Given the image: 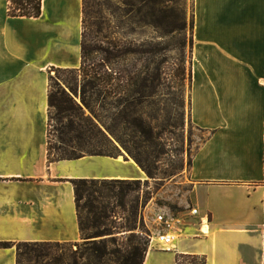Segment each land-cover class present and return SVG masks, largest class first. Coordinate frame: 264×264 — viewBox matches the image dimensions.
<instances>
[{"label":"crops","instance_id":"0c3cea01","mask_svg":"<svg viewBox=\"0 0 264 264\" xmlns=\"http://www.w3.org/2000/svg\"><path fill=\"white\" fill-rule=\"evenodd\" d=\"M82 23L83 0H43L39 17L0 0V264H17L19 242L82 240L73 180L146 179L123 149L49 162L50 71L81 66ZM191 74L190 118L206 137L189 200L210 231L181 212L175 249L154 241L144 264H264V0H194Z\"/></svg>","mask_w":264,"mask_h":264},{"label":"rangeland","instance_id":"374dc122","mask_svg":"<svg viewBox=\"0 0 264 264\" xmlns=\"http://www.w3.org/2000/svg\"><path fill=\"white\" fill-rule=\"evenodd\" d=\"M89 1L94 11L88 28V43L92 47L89 67L100 64L102 47L129 51L122 59L115 58L110 64L116 78L115 86L119 85L124 91L110 100V105L106 106L102 98L88 107L82 100L84 81L80 76L74 81L77 91V94H72L75 106L66 103L65 107L82 109L85 117L93 118L101 127L100 119L106 117L108 109L117 115L124 109H133L135 113L132 117L144 123L146 128L138 126V145H133V141L131 145L153 166L155 177L146 173V179H142L140 185L113 183L109 180L93 185L92 189L107 196L112 215L108 226L114 232L126 225L132 216L133 206H136L134 224L143 222L150 235L155 236L159 229L155 221L158 213L171 217L185 212L184 218L190 217L189 211L193 205L189 200V167L198 145L206 137L190 118L194 0ZM50 75L54 92H57V83L66 86L71 77L68 71L60 69H52ZM65 113L68 114V110L63 113L58 107L50 108L53 159L72 151L62 140L68 141L70 137ZM119 126L121 136L130 140L131 130L125 124ZM114 143L129 154L120 142ZM75 146L77 148L78 143ZM84 147L87 150L116 152L115 146L97 132ZM121 189L124 190V207L114 197ZM123 234L119 232L116 236L126 241L124 237L127 235ZM83 242L82 238L78 242L55 244L47 248L48 256L45 259H25L23 264H68V251L77 250ZM180 261L181 264H203L201 256L181 258Z\"/></svg>","mask_w":264,"mask_h":264},{"label":"trees","instance_id":"16d2710c","mask_svg":"<svg viewBox=\"0 0 264 264\" xmlns=\"http://www.w3.org/2000/svg\"><path fill=\"white\" fill-rule=\"evenodd\" d=\"M42 1L43 0H9V14L11 16H27V17H39L42 14ZM94 11L90 7L89 0H83V30H82V63L79 68H52L66 70L71 75L65 85L57 83V92L52 90V77L50 75V90H49V110L53 107H58L63 113L68 110V114L65 113V118L68 120V134L70 137L68 141L64 140V143L68 147L72 148V151H68V155H58L57 158H52L51 142L49 141V162L61 160V159H75L85 155H107L115 156L121 148L115 145V141L121 143L124 149L129 153L135 162L149 175L155 177L153 166L144 159L141 154L136 150L133 145H138V126L145 127L144 123L137 117L133 118V109H124L117 115L112 109L107 110V115L101 118L100 121L103 127L100 126L93 118L85 117L82 109H68L65 107L66 103L75 106V100L73 93L77 94L74 81L78 80V77H83L84 84L81 88V96L83 102L91 107L92 102L98 100H104V104H112L110 100L117 97L118 94H123L119 85L114 84V75L110 66L111 62L115 58H121L129 51L118 49L113 50L110 47H102L100 49L102 58L100 64L97 67H89V55L92 47L88 43V28L90 19L93 16ZM104 44H108L107 41H103ZM135 52V51H134ZM137 52V51H136ZM51 69V70H52ZM192 76V74H191ZM131 80H133L131 78ZM135 84V83H134ZM138 89L136 90V93ZM60 96V97H59ZM80 108V107H79ZM95 112L94 109H91ZM120 119V120H119ZM50 120V119H49ZM50 122V121H49ZM125 124L126 127L131 130V139L125 140L120 134V126ZM146 128V127H145ZM97 132L101 135L105 141L115 146L114 153L105 152L101 150H87L83 146L86 142H89L92 136ZM151 132V131H149ZM50 137V136H49ZM133 141V145H131ZM78 143L76 148L75 144ZM78 149V151H77ZM191 163V162H190ZM109 180L102 179H75L73 184L75 186L76 203L80 220V229L84 242L75 251H68V264H144L147 253L150 247L151 235L150 231L146 229L144 223L140 225L134 224V216L136 215L137 208L133 206L132 216L128 218L126 225L119 227V231H113L108 226V221L112 216L110 213V204L107 196L103 195L97 189H92L93 185L99 182H105ZM113 183L122 184H139L141 180H122L113 179L110 180ZM124 190L121 189L118 194H115V198L119 199V205L124 207L126 202L124 201ZM123 232L126 241H121L117 233ZM106 235H110L107 237ZM104 236L101 239L96 237ZM71 243V242H70ZM59 245L60 242H19L17 243V264H23V261L32 259L43 260L48 256L46 252L47 248L53 245ZM3 245H7L4 243ZM197 257V255L180 254L177 256V264H181V258ZM203 264H207L206 258L202 257Z\"/></svg>","mask_w":264,"mask_h":264},{"label":"built area","instance_id":"2783aa9c","mask_svg":"<svg viewBox=\"0 0 264 264\" xmlns=\"http://www.w3.org/2000/svg\"><path fill=\"white\" fill-rule=\"evenodd\" d=\"M190 216L199 218L197 235H207L210 231L208 215L201 216L199 209L193 207L190 209ZM155 221L159 224V229L155 236H151L150 244H153L154 241H158L166 250H170L171 248L175 249V242L179 236L177 228V224L179 223L178 217L175 215L169 217L158 213L155 217ZM205 227H207V231H205Z\"/></svg>","mask_w":264,"mask_h":264},{"label":"bare ground","instance_id":"6f19581e","mask_svg":"<svg viewBox=\"0 0 264 264\" xmlns=\"http://www.w3.org/2000/svg\"><path fill=\"white\" fill-rule=\"evenodd\" d=\"M205 231H207V227H205ZM171 249H172V248H171ZM171 249H170V250H171Z\"/></svg>","mask_w":264,"mask_h":264}]
</instances>
